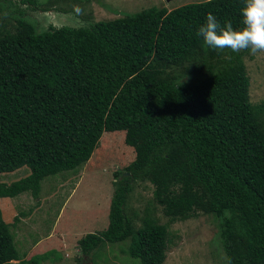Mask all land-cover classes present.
<instances>
[{"label": "trees", "instance_id": "1", "mask_svg": "<svg viewBox=\"0 0 264 264\" xmlns=\"http://www.w3.org/2000/svg\"><path fill=\"white\" fill-rule=\"evenodd\" d=\"M243 6L206 0L47 30L19 10L10 27L4 18L0 173L29 174L0 182V200L25 192L38 199L43 179L88 162L104 133L124 132L134 160L115 171L108 225L78 240L77 264L125 241L128 257L163 264L169 222L197 213L218 220L226 264H264V101L250 100V50H213L196 34L208 13L241 27ZM137 183L152 186L168 224L148 210L136 227L128 201ZM3 214L0 208V264H15Z\"/></svg>", "mask_w": 264, "mask_h": 264}, {"label": "rangeland", "instance_id": "2", "mask_svg": "<svg viewBox=\"0 0 264 264\" xmlns=\"http://www.w3.org/2000/svg\"><path fill=\"white\" fill-rule=\"evenodd\" d=\"M46 9L40 12L22 0H6L0 9V25L6 18L7 27L14 24L13 12L22 11L25 19L39 30L49 24L87 26L91 21H109L126 14H135L151 7H177L206 0H35ZM54 7L49 8L48 6ZM42 11V10H41ZM73 22V23H72ZM244 64L250 79V100L264 101V53H248ZM122 133V134H120ZM104 133L91 158L75 170L49 176L40 182L39 198L29 192L0 200L5 222L9 225L20 261L34 264H77L81 256L78 240L108 225V211L113 192V175L134 160V151L124 143V132ZM29 174L21 168L0 173V182L10 184ZM128 209L136 213V227L149 210L159 224H168L161 208L153 201V188L137 183L128 201ZM25 213V216H21ZM18 218L15 227L14 218ZM218 220L214 215L197 213L190 219L169 222V244L163 264H226L219 243ZM128 241L110 245L82 264H140L127 256ZM18 262H13L17 264Z\"/></svg>", "mask_w": 264, "mask_h": 264}, {"label": "clouds", "instance_id": "3", "mask_svg": "<svg viewBox=\"0 0 264 264\" xmlns=\"http://www.w3.org/2000/svg\"><path fill=\"white\" fill-rule=\"evenodd\" d=\"M241 24L239 28L234 27L231 21L221 24L215 15L208 13L196 34L206 47L213 50L264 53V0H244Z\"/></svg>", "mask_w": 264, "mask_h": 264}]
</instances>
